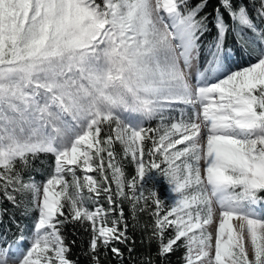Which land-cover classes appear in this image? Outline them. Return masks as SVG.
Returning <instances> with one entry per match:
<instances>
[{
  "label": "snow or ice",
  "instance_id": "6c2138e0",
  "mask_svg": "<svg viewBox=\"0 0 264 264\" xmlns=\"http://www.w3.org/2000/svg\"><path fill=\"white\" fill-rule=\"evenodd\" d=\"M208 7L0 0V192L36 213L31 229L13 220L18 236L0 231V264H78L69 226L88 233V264L109 251L123 264L122 199L133 218L155 205L157 251L141 264L180 250L183 264H264V0Z\"/></svg>",
  "mask_w": 264,
  "mask_h": 264
},
{
  "label": "trees",
  "instance_id": "16d2710c",
  "mask_svg": "<svg viewBox=\"0 0 264 264\" xmlns=\"http://www.w3.org/2000/svg\"><path fill=\"white\" fill-rule=\"evenodd\" d=\"M195 2V0H194ZM217 2V0H209V7L206 11L211 12L213 5ZM250 3L251 0H248ZM215 36V30L213 29L212 33L207 35L203 39V43L205 45V51L207 45L212 41L213 37ZM228 42L230 44L234 43V37L229 35ZM204 52L202 51L201 59H203ZM144 126L146 128L157 129L156 120L145 122ZM151 146V141L145 142V148ZM116 151V160L118 162H122L124 166V170L126 176L130 179L131 176L134 174V164L130 157L125 158L124 153L120 145L117 143L115 145ZM49 159H45L44 164L41 165L40 161H37V170L35 173V179L37 181H42L45 179L49 169L47 167L49 163ZM79 175H83L79 173ZM90 175L96 176V173H90ZM115 186L113 185V188ZM158 192L160 194V198L163 201H166L165 207L167 204H170L167 195V186L160 182L157 185ZM127 191V190H126ZM131 195V193H128ZM100 203L107 208V201L103 195L100 197ZM121 207L124 211L125 219L128 222V235L131 239L127 242V246L124 244L117 245L121 251L123 252V264H141V261L144 260L149 255L155 256L157 251L156 243L149 242L147 236L150 234V229H146L145 225H151L153 223V218L151 216V212L155 210V205L151 202L149 203L148 208L145 211L137 210L135 218L132 215V206L129 200L122 199ZM23 205L17 208L14 207L13 204L7 200L2 192H0V231H6L11 229V233H16L17 236L19 235V229L16 226V223L13 222L15 220L20 224L21 227H27L31 229L33 226V221L36 216L35 212L30 213L29 215H22L23 212ZM118 214V213H117ZM76 235H73L72 226H69L67 229V239L68 242L71 243L72 240H75V244L72 245V256L73 260H78V264H88L87 258L83 255V252L87 251V242L89 239L88 233L85 232L82 228H77ZM11 233H9V239H12ZM128 247H133L134 251L132 253L131 258L129 257ZM183 251H177L173 254H170L167 257L166 264H183L182 262ZM101 259L104 261V264H119V259L114 257L113 254L109 251L107 258L101 256ZM159 264V262H157Z\"/></svg>",
  "mask_w": 264,
  "mask_h": 264
},
{
  "label": "rangeland",
  "instance_id": "374dc122",
  "mask_svg": "<svg viewBox=\"0 0 264 264\" xmlns=\"http://www.w3.org/2000/svg\"><path fill=\"white\" fill-rule=\"evenodd\" d=\"M179 114H180L179 111H177L176 113H174V115L177 116V117H179ZM186 116H187V109H186ZM156 123H157V126H158V127L161 126V125H160V121H159L158 119L156 120ZM167 195H168V199H169V201H170V203H171V198H172V195H173V194H171V193L169 192L168 188H167Z\"/></svg>",
  "mask_w": 264,
  "mask_h": 264
}]
</instances>
